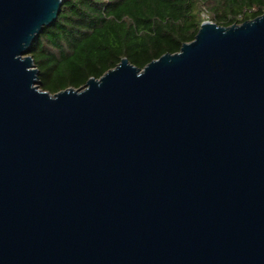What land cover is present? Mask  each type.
<instances>
[{"label": "water", "instance_id": "water-1", "mask_svg": "<svg viewBox=\"0 0 264 264\" xmlns=\"http://www.w3.org/2000/svg\"><path fill=\"white\" fill-rule=\"evenodd\" d=\"M61 0H0V264H264V12L54 94Z\"/></svg>", "mask_w": 264, "mask_h": 264}, {"label": "trees", "instance_id": "trees-1", "mask_svg": "<svg viewBox=\"0 0 264 264\" xmlns=\"http://www.w3.org/2000/svg\"><path fill=\"white\" fill-rule=\"evenodd\" d=\"M264 12V0H61L55 21L29 55L38 86L54 94L99 78L122 58L143 68L193 40L205 19L240 24Z\"/></svg>", "mask_w": 264, "mask_h": 264}, {"label": "rangeland", "instance_id": "rangeland-1", "mask_svg": "<svg viewBox=\"0 0 264 264\" xmlns=\"http://www.w3.org/2000/svg\"><path fill=\"white\" fill-rule=\"evenodd\" d=\"M202 17L207 20V14H202Z\"/></svg>", "mask_w": 264, "mask_h": 264}]
</instances>
